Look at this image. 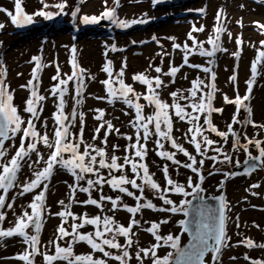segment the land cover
Wrapping results in <instances>:
<instances>
[{
  "label": "rangeland",
  "instance_id": "1",
  "mask_svg": "<svg viewBox=\"0 0 264 264\" xmlns=\"http://www.w3.org/2000/svg\"><path fill=\"white\" fill-rule=\"evenodd\" d=\"M63 4L61 10L58 5ZM47 5V7H45ZM22 7L27 14L34 17V23L22 28H17L10 21V17L5 12L0 11V23L5 24V28L0 30V66L6 68V83L9 86V91L14 95L13 103L18 108V113L22 119L27 122L30 119V114L24 111L25 102L30 96L27 89L21 88V85H26L31 79V73L35 67V62L32 61L33 56H41V63L47 65L40 73L39 93L46 97L43 101V111L40 113V118L34 121L37 130L43 135L45 132L49 135L50 141L54 140L55 121L54 113L57 111L58 97H53L50 94L51 87L57 83L52 80L56 75V64L60 66L61 78H66L65 74H71V48L76 47V59L79 66L86 71L85 89L83 90L82 104L76 105L75 100L78 98L75 94V84L69 82V93L66 94L65 114L69 115L73 109L83 112V122L79 116L75 123H72L69 131L72 134L74 141L78 142L81 128H83V140L85 143L92 144L95 147L106 149L108 157L116 155L120 157L119 163H123V158L126 155H134V150L127 151V146L135 143L136 128L131 124L135 119V109L129 107L122 99L111 98L106 90V86L101 81L108 78L107 74L102 71L107 60L113 62V79L116 77L124 66L123 79L125 83L134 88V93L140 94L139 103L144 105L143 114L145 116L152 115L155 111L154 107L143 99L147 95V86L133 79L134 75L144 73L149 77L161 76L164 85L157 89L160 98L169 103H173L170 93L180 90L184 96H188V89L191 88V81L200 78L206 84L210 83L209 74L202 71L204 66L213 67L216 72L217 93L214 100V107L223 108L222 113H213V124L218 130L226 131L227 125L231 123L233 114L236 112V106L227 104L223 101V94H227L229 98H234L237 90L241 97L246 92L245 81L251 78V63L258 55V50H264V31L258 24H264V0H164L163 3L154 5L152 0H22ZM0 8L13 11L14 0H0ZM206 9L201 14L199 9ZM114 9L117 19H138L144 18L148 22L145 24L133 25L128 29H122L108 19H100L96 24H84L83 17L85 15L100 17L106 10ZM39 11H47L53 14L51 19L36 15ZM223 13V24L225 27L224 33L221 35V46L226 48L227 52H218L215 57H201L198 54L189 56L190 64L201 65L200 69H194L187 65L181 68L176 77L171 78L162 73L158 74L154 71L156 66L161 67L164 72L169 71L171 66H180L183 63V45L188 43L191 47L193 41L189 39L188 33L192 26H204V32H193L197 41L203 43L204 47L211 49V45L207 43L210 37L214 36L216 25L215 17L217 12ZM76 13L74 16L73 13ZM229 33L231 35H229ZM157 39L154 41L152 37ZM175 38V40L170 39ZM242 40V44H237V40ZM135 41L136 43H133ZM174 43L181 44L180 49L173 47ZM112 45H115L120 51H112ZM241 51V57L237 60L232 53ZM107 53V55H105ZM213 59L214 65H209L208 61ZM151 64V68L149 65ZM19 74V75H18ZM237 75L235 84L230 82L229 78ZM91 77H94L91 78ZM174 81V82H173ZM117 89L119 83L114 85ZM155 87V85H154ZM119 96V93H117ZM102 97L103 99H97ZM182 105H190L191 100H180ZM135 103V100H134ZM247 103V102H246ZM250 106L252 108V119L257 124H264V64L258 65V75L256 84L253 87L251 94ZM97 109L103 110L105 116L103 120H97ZM187 111L191 112L190 107ZM174 113V110H172ZM195 115V113H193ZM246 118V112L241 109L239 119ZM47 121V127H44V121ZM104 121H111L114 128L119 129V133L113 131L108 134L107 144L103 143L107 126L101 128L98 133L96 129ZM71 123V121H69ZM199 123L206 129L204 124V116L201 115ZM186 120L180 121L173 114V131L172 136L177 139L178 143L182 144L189 153L196 156L197 161L202 159L195 152L194 145L188 142L189 137L184 134L191 127ZM150 131L154 132L152 125H149ZM235 131L240 133L241 142L245 141V134L248 138L264 139V130L253 127L252 125L244 126L242 124L233 125ZM141 135L143 129L140 130ZM210 139L216 141V146L222 147L223 151L232 157L231 162L224 160L223 153H215L211 148L208 149V156H216V160L204 159L202 166V174L205 179L201 184L203 191L200 196L207 197L209 195H218L224 192V198L227 202L228 209L226 215L227 220V235L230 237L228 247L223 249L219 259L213 260V253L209 252L205 258L206 264H251L252 259H264V249L254 248L249 249L246 245L239 243L246 238L253 239L256 243H264V164L259 169L251 172L249 175L235 177L233 167L248 158L246 152L235 150L233 147L235 137L229 135L228 142L225 144L223 138L215 133L206 131L204 133ZM94 136L96 137L94 139ZM127 136H132L129 141ZM158 137L151 135L147 140V156L145 161L149 167L150 174H155L154 179L161 185L163 189L166 186L163 167L168 165L169 175L175 181L184 184L187 191H192L187 187L188 178L191 177L194 184L199 183L197 174L191 172L190 169L182 166L174 165L171 161H167L157 155L158 149L155 141ZM21 135L18 134L14 138L5 141V149L7 150L6 160L10 159L15 154L20 144ZM198 140L202 139L197 137ZM29 141H25L27 144ZM165 151L176 152V159L182 163L189 162L187 157L182 153L173 149L170 142L162 141ZM85 143H81L80 151L83 152ZM141 143H144L143 139ZM118 146L114 148L113 146ZM203 148V145H202ZM50 149L42 143L38 144L39 155L44 159L39 163H35L38 159L37 153L30 154L22 162V168L17 175V184H23L34 178L36 171L42 170L45 166V161L48 158ZM250 151L253 156H258V150L250 146ZM92 154H95L94 152ZM68 154H65L67 158ZM100 157H97L99 160ZM107 159V158H106ZM139 159V158H137ZM31 163L32 167H28ZM95 167H99L98 164ZM101 175L105 179L110 178L108 169H99ZM211 173V174H210ZM114 175L122 173L113 170ZM124 174L128 177L135 178L131 173L130 165L124 169ZM87 179H96L94 173L85 175V179L79 182L80 186L87 187ZM48 192L46 193V211L44 213V224L40 233V250L48 254H54L55 246L51 244L57 235V228L62 223V219L57 217L63 207L58 203L63 200L65 203H70L69 185L75 183L74 177L65 169L57 168L51 177ZM137 183H142L137 179ZM223 184V187H221ZM253 185L259 187L253 188ZM130 190L139 195V191ZM43 189L33 190L32 193L23 196L17 195L20 191L19 187L9 191L7 202H12V197L16 196L12 209H3L6 212V219L0 227L8 228L14 225L16 217L22 214V211L28 208V204L33 200L34 195ZM255 193V194H254ZM0 194H3L0 190ZM101 195L122 197L121 205L116 209H112L110 201H103L100 207L94 205H86L83 202L89 198L87 193L77 190L75 200L77 203H72L70 211L81 216L87 214L89 218L96 215L114 216L115 220L124 226H128L131 214L123 209V204L134 206L136 201L133 197H128L126 194L120 193L118 190H113L108 184H103L102 191L94 187L91 191V197L100 200ZM147 199H151L154 204L164 206L162 200L156 197L153 190L145 189L144 193ZM169 197L174 202H179L182 199H191L192 196L183 197L175 193H168ZM145 201H141L143 203ZM167 207V206H165ZM184 213H165L155 210L144 209L136 215V219L140 221L139 226L133 227V246L128 249L131 259L129 264H141L135 256L136 251L141 248H149L156 241L154 237L146 231L150 227L151 222H159L167 219V224H162L160 229L161 235L172 234L180 237V247L188 240L187 234L182 230V226L178 221L184 219ZM80 223V220L73 221L70 217L65 228L71 232V224ZM239 225V227H237ZM30 233L32 229L28 230ZM82 233L94 232V226L87 225L79 230ZM71 237H66L59 241L61 246H67ZM119 242L123 245L126 241L123 237H118ZM74 254H92L94 258H103L107 264H119L118 261L110 257H104L100 252H93L89 245L84 242L73 245ZM27 245L23 243L22 238L12 237L0 240V264H26L20 261L18 256L23 253ZM106 251H110L112 255L121 254V250L110 249L105 247ZM169 252L173 253V259L177 255L175 250L168 246L158 249V255L163 257ZM143 256V254H141ZM247 257V259L245 258ZM235 258V259H233ZM34 264H46L42 255H36ZM54 264H67L66 261H56ZM143 264H152L151 257L143 258Z\"/></svg>",
  "mask_w": 264,
  "mask_h": 264
},
{
  "label": "snow or ice",
  "instance_id": "2",
  "mask_svg": "<svg viewBox=\"0 0 264 264\" xmlns=\"http://www.w3.org/2000/svg\"><path fill=\"white\" fill-rule=\"evenodd\" d=\"M164 0H152L154 5L163 3ZM47 7V5H45ZM62 10L64 8L63 4L58 5ZM0 11L5 12L10 21L17 28H22L27 25L34 23V17L31 14H27L22 7V0H14V13L4 8H0ZM206 9H199V12L203 14ZM41 17L51 19L53 14L47 11H39L36 13ZM75 16L76 13L74 12ZM108 19L116 24L122 29H128L133 25L145 24L148 22L147 19H117L116 12L114 9L106 10L102 13L100 17L97 16H87L83 17L84 24H96L100 19ZM216 25L214 30V36L210 37L207 41L211 45V49L204 47L203 43L197 41V38L193 35V32H204V26L196 27L192 26L191 31L188 33L189 39L193 41V45L190 47L188 43L183 45V63L180 66H171L169 71L164 72V70L156 66L154 71L158 74H163L171 78L176 77L177 73L185 65L200 69L199 64H190L189 56L192 54H198L201 57H215L218 52H227L228 50L221 46V35L225 31L223 24V13L218 11L215 17ZM258 27L264 31V24H258ZM5 28L4 23H0V30ZM229 35H231L229 33ZM155 41L157 38L152 37ZM175 40V38H170ZM237 44H242V40H237ZM133 43H136L133 41ZM264 45V41L260 42ZM173 47L175 49H180L181 44L174 43ZM112 51H120L115 45H112ZM77 49L75 46L71 48L72 60H71V74H65L66 78H61L60 76V66L57 63L56 75L52 77V80L57 81L51 89L50 94L53 97H58L57 111L54 113L55 121V131L54 140L50 141L49 135L45 132L43 135L37 130L34 121L39 120L40 113L43 111V101L46 97L39 93L40 87V73L43 68L47 65L41 63V56H33L32 61L35 62V67L31 73V79L28 80L26 85H21V88L27 89L30 92L29 98L26 100L24 111L30 114V119L25 122L21 115L18 113V108L14 105V95L9 91V86L6 83V68L0 66V190L3 194H0V224L6 219V212L3 211L5 207L7 209H12L15 202L16 196L12 197V202H7L8 193L11 189L19 187L20 191L17 193L19 196H23L28 193H32L33 190L40 188L43 185V189L34 195L33 200L28 204V208L31 209L29 212L27 209L22 211V214L16 217L13 226L8 228L0 227V240L4 238L20 237L27 248L22 254L18 256L20 261L26 262V264H34V258L36 255H42L46 264H54L56 261H66L67 264H107V261L103 258H94L92 254H74L73 245L76 243L84 242L90 246L93 252H100L104 257H110L119 264H129L131 259L130 249L133 244V227L139 226L140 221L136 219V215L144 209L155 210L158 212L165 213H184V215H190L193 212V220L190 222L188 220L181 219L178 221L179 225L182 226L184 232H188L192 241L187 249L180 247V237L174 236L172 234L161 235L160 229L162 224H167L168 220L164 219L159 222H151L150 227L146 228V231L150 233L154 239L155 243L149 248H141L136 251L135 256L143 264V258L151 257L152 264H204L205 253H213V260H218L223 249L228 247V242L230 237L227 235V220L226 211L228 209L227 202L223 196L219 197L220 205L219 208L210 216H205L202 207L197 206L193 209L192 200L182 199L178 203L174 202L168 195V193H175L182 195L183 197L192 196L193 199L200 198V193L203 191L201 184L203 183L205 177L202 174V166L204 164V159L216 160V156H208V149H212L215 153H223L224 160L231 162L232 157L223 151L222 147L212 146L217 144L209 138L208 135L204 133L206 131L215 133L217 136L223 138V142L226 144L228 142L229 135L235 137L233 147L235 150H243L247 153L250 161L259 160L261 164H264V139L259 138H248L245 134L244 143L241 142L240 133L234 130L233 125L242 124L244 126L252 125L253 127L264 130V124H257L252 119V108L250 106L251 94L253 92V87L257 81L258 75V65L264 64V50H258V55L251 63V78L245 81L246 92L243 97L239 95L238 90L234 98H229L227 94H223V101L227 104H232L236 106V112L233 114L232 121L227 125L226 131H220L213 124L212 115L213 113H222L223 108L214 107V100L216 93L218 91L216 86L217 74L213 70V67L204 66L202 71L209 74L210 83L206 84L203 79L199 77L191 81V88L188 89V96H184L180 90L173 91L170 93L173 103L163 101L160 98L157 89L164 85V81L161 79L160 75L155 77H149L144 73L134 75L133 79L147 86V95L143 96L150 105L155 109L152 115L145 116L143 114L144 105L139 103L141 99L140 94H134L130 96L129 94L134 93V88L125 83L123 79L124 76V66H126V61L124 66L121 67L116 80L113 79V62L107 60L102 68L108 76L107 79L101 81L103 85L106 86L108 95L113 99H122L129 107L135 109V119L131 121V124L136 128V138L135 143L127 146V151L134 150V155H126L123 158V163H119L120 157L116 155H111L108 157L105 148L95 147L92 144L85 143L83 140V128L80 130L78 142H73L74 138L69 131L72 123H75L77 117L83 122L84 113L77 112L74 108L69 114H65L66 106V94L69 93V82L75 84V94L78 97L75 100L76 105L82 104L83 90L85 89V75L86 71L83 67L79 66L76 59ZM107 55V53H105ZM232 55L239 60L241 57V51H235ZM215 61L210 59L208 61L209 65H214ZM151 68V64L149 65ZM19 75V74H18ZM94 79V77H91ZM230 82L233 84L237 81V75L233 74L229 78ZM119 83V88L117 89L114 85ZM174 82V81H173ZM155 85V87H154ZM119 93V96H117ZM97 99H103L102 97H97ZM191 100L190 105H182L180 100ZM135 100V103H134ZM247 102V103H246ZM192 109L191 112L187 111V108ZM241 109L246 112V118L243 120L239 119V114ZM174 110V113L172 112ZM98 115L95 119L103 120L105 113L103 110H96ZM195 113V115L193 114ZM173 114L180 121H187L191 127L185 132V136L189 137L188 142L194 145L195 152L198 153L202 159L197 161L195 155L189 153V151L183 147L182 144L178 143L177 139L172 136L173 131ZM201 115L204 116V124L207 125L205 129L203 125L199 123ZM71 121V123H69ZM107 126L106 135L103 143L107 144L108 134L113 131L119 133V129L114 128L111 121H104L96 129V133L100 131L101 128ZM149 125H152L154 132L150 131ZM44 127H47V121H44ZM141 129L143 133L141 135ZM21 135L20 144L15 154L11 156L10 159L6 160L7 150L5 149V141L10 140ZM151 135H156L158 138L155 143L158 149L157 155L167 161H171L174 165L182 166L184 168L190 169L191 172L197 174L199 183L193 182L192 178L189 177L187 181V187L191 188L192 191H187L184 184H181L169 175L168 165L165 164L163 167V174L166 180V186L162 189L161 185L153 178L154 173L150 174L149 167L145 161L147 156V140ZM202 139L198 140L197 137ZM96 137L94 136V139ZM126 139L131 141L132 136H127ZM143 139L144 143H141ZM25 141H29L25 144ZM162 141L170 142L173 149L182 153L189 162L182 163L180 160L176 159V152L165 151L164 143ZM43 144L48 149L50 153L47 160L45 161V166L42 170L36 171L34 173V178L18 185L17 175L22 168V162L25 161L26 157H29L32 153H37L38 159L35 163H39L44 157L39 155L38 144ZM81 143H85L84 151H80ZM203 145V148H202ZM250 146L258 150L259 155L253 156L250 151ZM114 148L118 146H113ZM95 154H92V153ZM65 154H68L67 158ZM97 157H100L97 160ZM107 158V159H106ZM139 158V159H137ZM239 163V161H237ZM247 163V161L245 162ZM98 164V168L95 167ZM130 165L131 173L134 174L135 178H129L127 174H124V169ZM59 166L67 170L75 179L73 185H69L70 189V203H65L61 200L58 203L63 207L64 210L55 213V215L62 219V223L57 228V235L51 244L55 246L54 254H48L47 252H41L40 250V233L44 224V213L46 211V193L49 189V184L51 177L54 174V170ZM28 167H32L29 163ZM256 167L255 164L250 165L248 173L251 174L252 170ZM108 169L110 178L105 179L101 175L99 169ZM113 170L120 172V175H114ZM89 173H94L96 179H87V187L80 186L79 182L85 179V175ZM211 174V173H210ZM231 175H237V173H232ZM137 179L141 180L142 183H137ZM103 184H108L113 190H118L120 193L126 194L128 197H133L136 201L134 206H129L123 204V209L131 214L130 222L128 226L119 224L114 216L108 215H96L95 217L89 218L88 215L82 214L77 216L73 214L70 209L72 203H77L75 200V194L77 190L83 193H87L89 198L83 202L86 205H94L100 207L102 202L107 200L110 201L112 209L116 210L122 201L121 196L115 198L111 196L101 195L100 200L91 197V191L94 187L99 188L102 191ZM131 186V189H136L139 191V195L127 187ZM223 187V184H221ZM253 188L259 187L258 185H253ZM148 188L153 190L156 197L162 200L164 206H157L153 203L151 199H147L144 195L145 189ZM255 194V193H254ZM141 201H145L141 203ZM167 206V207H165ZM192 210V212H190ZM197 216L199 218H197ZM73 221L80 220V223L73 222L71 224V232L65 228L64 224L67 223L69 218ZM87 225L94 226V232L82 233L79 230ZM239 227V225H237ZM32 229L33 232L30 233L28 230ZM66 237H71L70 242L67 246H61L59 241ZM118 237L125 238V243L122 245ZM239 243L246 245L249 249L260 248L264 249V243H256L251 238H246L241 240ZM110 249L121 250V254L112 255L110 251H106L105 247ZM168 246L175 250L178 254L175 259H173V253L169 252L167 255L160 257L158 255V249ZM143 254V256H141ZM247 259V257H245ZM235 259V258H233ZM251 264H264V259H252Z\"/></svg>",
  "mask_w": 264,
  "mask_h": 264
},
{
  "label": "water",
  "instance_id": "3",
  "mask_svg": "<svg viewBox=\"0 0 264 264\" xmlns=\"http://www.w3.org/2000/svg\"><path fill=\"white\" fill-rule=\"evenodd\" d=\"M246 161H247V163H245ZM252 164L256 165V167L252 170V172L255 171L256 169H259L262 166V164L260 163L259 160L250 161L249 158H246L233 167L234 173H237V175H234V176L240 177L243 175H249L248 169H249L250 165H252ZM221 196L224 197V192H221L218 195H209L207 197L200 196L203 198L202 200L200 198L193 199V197L190 200H192L193 209H196L197 206H200V207H202V210L204 211L205 216H210L213 213H215L216 210L219 208V205H220L219 197H221ZM190 212H192V210H190ZM194 214L195 213L193 212L190 215H185L184 220H188L191 222L193 220ZM197 218H199V217L197 216ZM182 230H183V228H182ZM185 233L188 236V240L186 241V243L181 248L187 249L189 244L192 241V237L188 232H185ZM208 253H205L204 264H206L205 258H206ZM177 255L174 257V259L177 257Z\"/></svg>",
  "mask_w": 264,
  "mask_h": 264
}]
</instances>
